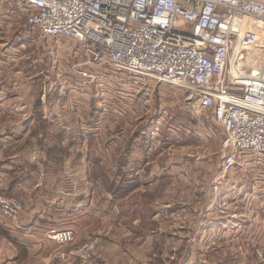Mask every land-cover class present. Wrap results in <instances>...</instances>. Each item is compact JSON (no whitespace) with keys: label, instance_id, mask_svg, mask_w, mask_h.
Returning <instances> with one entry per match:
<instances>
[{"label":"built area","instance_id":"2783aa9c","mask_svg":"<svg viewBox=\"0 0 264 264\" xmlns=\"http://www.w3.org/2000/svg\"><path fill=\"white\" fill-rule=\"evenodd\" d=\"M15 30L19 31L16 35ZM2 36L6 38L0 42V58L5 63L0 77L9 79L11 63L45 40L56 53L54 60L62 59L57 55L62 47L70 51L66 58H79L84 67L82 76L89 77L90 85L97 76L88 69L109 67L115 75H125L127 85L132 82L136 88L147 81L173 86L183 92L186 107L210 111L212 122L223 132L222 163L213 194L234 170H256L261 165L264 0H0ZM76 86L70 82L58 87L43 84L42 115L46 113L52 122L62 114L60 101L49 99L56 90L96 102L101 112L105 111L104 100L111 103L112 97L107 99V95L99 99L91 96L85 82H76ZM66 109L64 105L63 112ZM17 112L11 97L0 90V136L5 134L2 122ZM83 119L82 132L98 130L95 124L103 120ZM61 128L62 132H72L69 122ZM245 155H251V161ZM258 178L255 175L254 180ZM3 186L0 177V217L15 222L23 207L4 195ZM45 238L61 249L56 258L62 263L96 264L99 259L98 241L89 239L75 245L71 229H50ZM252 251L255 263L264 264V241L256 243Z\"/></svg>","mask_w":264,"mask_h":264},{"label":"rangeland","instance_id":"374dc122","mask_svg":"<svg viewBox=\"0 0 264 264\" xmlns=\"http://www.w3.org/2000/svg\"><path fill=\"white\" fill-rule=\"evenodd\" d=\"M18 32V30H15L14 35L18 34ZM3 38L6 37L2 36L0 42H2ZM38 48H28L22 52L23 57L19 56L18 61L11 63V70L8 72L9 79H6V76L0 77V90L11 97L12 102L18 109L16 115L13 116L12 119L6 121V123L10 122V126L14 124L24 127L23 120H27L29 116H31V112L37 110L36 113H39L41 111L37 103L40 102V98L42 97L41 88L43 84L48 85L51 83L54 87H58L62 82H66L67 85L70 82L71 85L75 84V86L76 82H85L86 85L90 87L91 96H95L99 99L100 95L104 97L107 95V99L111 97L112 99L110 100L111 103L104 100V109L106 112H101L99 109H96V102L90 107L86 103L84 112L82 102L81 109L75 114L76 117L79 116L80 119L77 117L71 120L69 119L70 116L68 117L69 114L67 115L68 111L71 109L67 108L63 112V108L64 105L69 104L70 101H73L76 97L70 96V92L61 94L56 89L51 90H56L54 93L58 94V98L55 97L54 100L60 101L59 107L62 114H59L57 119L53 118L52 122L46 113L42 115L43 120L41 117L37 119L38 115L32 118L33 121L28 119L27 122L31 124L30 127L38 129V131L35 135L32 134L27 136L23 134L27 131L26 129L22 130L19 136L12 135L11 138L17 141V145L14 148L15 152L24 150L25 152L21 153H24L23 155H25L27 159L35 163L43 162L47 160L45 155L46 147L56 145L59 143L58 139H60L61 142L56 145V147L67 149V153L60 156L64 162L67 160H70V162H72V160L83 161V158L89 161V168H87V172L90 174L91 178L89 179V183L93 188L97 189H95V191L111 192L119 187L120 196L122 191L123 194H128L133 190H138L135 192L137 194L134 193L129 199L125 200V207L128 209L136 208V211L133 212L131 216H143L142 218L145 223L141 230L144 232L150 228L154 230L157 229V226L155 227L153 223L149 222L150 215L153 213V208L156 210L168 204V200H165L166 197L171 199L176 198L179 201L180 195L182 196L181 192H188L190 198L187 200V205L189 208L194 209L198 207L194 197H196L198 193H203L208 199L204 198V200L199 201L200 208L219 210L221 212L219 217L222 220L224 219V221H222V224L219 222L220 224L218 223V226L221 228L223 226L225 228L219 231V240L216 238V244L212 243L211 245L209 242L204 245L202 249L200 248L197 250V248L194 247L188 249V251H192V253L197 251L201 252L194 258V261H198V264H256L251 256V246L253 248V246L260 241L258 236H256L257 234H255L258 229L253 232L258 228V224L252 219L256 218L254 217L255 214L252 215V217L248 215V221L243 223H240L242 221H233L232 219L234 217H232V215L242 214L243 210L247 207H251L254 213L260 208V205L257 202H253L251 206H247V204L245 205L246 200H244V198L224 200L221 202L220 199L222 197L219 193L220 189L216 194L212 193L213 184L218 180L220 175L223 132L212 122L210 111H201L186 107L183 102V92L173 86H158L152 84L154 89H147L143 87L135 88L132 82L127 85L129 79L125 75H115L111 72L109 67L98 69L99 71L88 69L89 74L97 76V80L95 81L96 84L94 82L90 85L89 77L82 76L84 67L80 65L81 60L79 58L76 60L73 56L66 58V52L70 51H67L65 47H62L63 49L60 50V52L63 50L61 54L60 52L57 54L62 58L59 60H54L55 57L53 55H56V53L50 50L51 45L47 44L45 40L40 41V46ZM4 63L5 62L1 61L0 58V70L4 69ZM72 72L74 74H72ZM120 83H124L125 87L120 88ZM142 84L147 85L149 83L144 81V83L142 82L140 85ZM127 87L129 91L132 90L137 93L134 95L140 99L138 100V104H136V100L134 101L129 97ZM47 89L50 90V88ZM148 91L150 92L149 96H147L149 93ZM54 93L51 92V94ZM23 112L26 113V115ZM86 117H95L98 121L103 119L99 122L97 120L93 122H98L95 125H97L98 130H100V128L104 129V134H98L91 140L90 152L69 151L68 148L64 147L71 141V139H69L70 136L76 134L78 131L82 132L81 128L85 120L83 118ZM122 118L125 119V122H128L125 126L128 128L127 130H138L139 128H144L146 130V126L150 125V129L152 130L151 133L155 135L152 144L149 145L150 150L140 153L142 159L137 162H132L134 165L130 166L132 168L136 164L142 165V161L146 159L150 160L149 167L156 166L154 176L156 180L150 183V185H148L149 187L144 185L145 188H143L142 184L135 180V184L126 185V182H124L123 186L126 187V189H124L122 188V184L118 182L120 179L118 176L121 174L122 169L120 166L122 161L125 162L126 158L122 157V153H119L118 144L115 139V132L122 126ZM43 121L47 123L42 124L41 122ZM65 121L71 124L72 132H62L61 127L67 125ZM90 121L91 120L87 121V126H90ZM106 122H108L106 126L103 125V123ZM1 126L4 127V125ZM49 128L53 130V133H50ZM75 128H77V130ZM92 130L94 131L93 133L97 131H95L94 128ZM110 137H113L110 142L111 144H109L112 150L106 147L108 145L107 142L104 144L106 139ZM127 158L132 161V157ZM68 167L69 166H63L64 169ZM129 168H125L126 171ZM64 169L60 170L61 175ZM71 169L72 168H70V170ZM82 169H85L84 164L82 165ZM58 170L59 166L56 167L55 173H58ZM33 174L39 176L40 172L34 169ZM2 181L5 185L3 178ZM117 182L121 185L118 186ZM229 196L232 195L229 194ZM212 197L213 200H211ZM110 200L111 199H108V204L112 207L114 201ZM178 201L176 205H179L177 204ZM184 201L185 200H182V202ZM138 210L140 212H137ZM224 212H227L226 214L229 215H225ZM239 218L244 220L243 216H239ZM236 222H238L239 225L250 226L249 229L252 231L248 230L246 227H242L244 230L237 233L234 230L236 229L234 225H238ZM210 223L211 222H209V224ZM248 235H252L249 236L250 238L247 240L248 244L242 243L243 238H248ZM255 236L256 238H254ZM251 239L253 242L250 243ZM263 241L264 240L261 242ZM159 242L155 244V251L165 257L166 253H170V249L167 246L168 243H165L163 246L162 243L160 244ZM59 250L61 249L58 247L56 253ZM247 253L248 256H246ZM241 254L246 256L245 260H242L240 257ZM156 264L172 263H167L165 260V262H158Z\"/></svg>","mask_w":264,"mask_h":264},{"label":"crops","instance_id":"0c3cea01","mask_svg":"<svg viewBox=\"0 0 264 264\" xmlns=\"http://www.w3.org/2000/svg\"><path fill=\"white\" fill-rule=\"evenodd\" d=\"M124 85V83H120L119 87L124 88ZM142 87L154 89L151 83L138 86V88ZM128 93L134 95L136 92L129 91ZM149 94L150 92L147 96ZM55 97L58 98L57 93L50 95L49 99L54 100ZM132 99L137 101L136 104L140 100L135 95ZM82 102L84 112L86 103L89 107L94 105V102L82 101L81 97H77L67 104V108L71 109L67 115L77 118L75 114L81 109ZM37 104L41 108L40 102ZM36 112L37 110L31 112L32 114L28 118L31 119L30 121H33L32 118L35 115H38L37 119H40V117L42 119L41 111ZM24 114L26 115V113ZM27 120H23L24 127L14 124L10 126V122H2V125L6 126L5 134L0 136V177L3 178L5 183V185L3 184V190L5 195L13 197L22 205L23 211L15 222L0 217V264H64L56 258L58 246L45 238V233L48 230L63 228L73 231L75 245L89 239L98 241L100 255L96 264H156L165 262V260L167 263L172 264H198V261H194V258L201 252L197 250L202 249L209 242L211 245L214 244L216 238L218 239L219 231L224 230L225 227L218 226L219 222L222 224V221H224L219 217V214L221 215L219 210L200 208L199 201L204 200V198L208 199L205 194L198 193L194 197L198 207L191 209L187 205V200L190 198L189 193L181 192L182 196L180 195L179 201L176 198L166 197L165 200H168L166 206L156 210L153 208L149 222L153 223L155 227L157 226V229L150 228L144 232L141 230L145 223L143 216H131L136 208L128 209L125 207V200L129 199L138 190H133L128 194L122 193L120 196L119 187L115 189L116 193H113V191H95L96 188H93L89 183L87 172L89 161L85 158H83V161L72 160L70 162V160H67L64 162L63 160L55 163L47 161L45 164L42 161L35 163L27 159L23 155L24 153H21L25 152L24 150L15 152L14 148L17 141L11 138L12 135L19 136L22 130L26 129L27 131L23 134L27 136L38 131V129L30 127L31 124ZM121 120L122 126L115 132L118 151L123 154L122 157H132V161L129 158H125V162L122 161L118 182L123 186L124 182L127 185L135 184L137 181L142 184L143 188H145L144 185L149 187L148 185L156 180L154 177L156 166L149 167V159L142 161V165L136 164V167L132 168L130 166L134 165L132 162L142 159L140 153L150 150L149 145L152 144L155 135L151 133L150 125L146 126V130L139 128L138 130L131 129L129 131L125 127L128 122H125L124 118ZM41 123L46 124L47 122L43 121ZM107 123H103V125L106 126ZM75 129L77 130V128ZM93 132V130L78 131L69 137L71 141L64 148H68L69 151L90 152L91 140L98 134L103 135L104 129L100 128L96 133ZM50 133H53L52 129H50ZM112 139L113 137H110L104 143L107 142L106 147L110 150H112V147L109 144H111ZM245 158L249 160L252 156L245 155ZM83 164L85 169H82ZM58 166L59 175L57 172L55 173ZM63 166L69 167L64 169ZM70 168L72 169L70 170ZM125 168L129 169L126 171ZM34 169L40 172L39 176L33 174ZM62 169H64V172L61 175L60 170ZM255 175L259 177L258 181L254 180ZM118 182L117 185L120 186L121 184ZM122 188L126 189L125 186ZM138 193L142 194L141 192ZM219 193L222 197L221 202L244 198L247 206H251L253 202L260 205V208L257 211L255 209L256 212L254 213L251 207H247L242 214L232 215L234 217L232 220L242 221L240 223L247 222L248 217L255 214L254 217L256 218L252 219L258 224V228L253 232L258 229L255 234L258 236L259 242L264 240V158L256 170L251 167L249 169L234 170L225 183L221 185ZM229 194L232 196H229ZM108 199L114 201L112 207L108 204ZM182 200L185 201L182 202ZM211 200H213V197ZM177 201L179 205H176ZM226 213L224 212L225 215H229ZM239 216H243L244 220ZM209 222L211 223L209 224ZM236 223L238 225H234V228H236L234 230L237 233L244 230L242 227L252 231L249 229L250 226ZM249 236L252 235L243 238L242 243L248 244ZM157 242L162 243L163 246L168 243L170 253H166L165 257L157 253L155 251ZM251 242H253L252 239ZM193 247L197 248V252L188 251ZM246 256H248V253ZM246 256L240 255L242 260H245ZM251 256L254 259L253 251ZM69 264L80 263L73 261Z\"/></svg>","mask_w":264,"mask_h":264},{"label":"trees","instance_id":"16d2710c","mask_svg":"<svg viewBox=\"0 0 264 264\" xmlns=\"http://www.w3.org/2000/svg\"><path fill=\"white\" fill-rule=\"evenodd\" d=\"M36 133H33V135H35ZM58 142L59 143H57L56 145H58V144H60V142H61V140L60 139H58ZM56 145H54V146H47L46 147V159L47 160H45V161H43V163H47V161H53L54 163L56 162V161H63V159L60 157L62 154H66L67 153V150H65V149H63L62 147L61 148H58V147H56ZM89 168V167H88ZM88 177H89V179H91L90 178V174L88 173ZM112 192V191H111ZM113 193H116V191H113ZM122 193H123V191H122ZM5 195V194H4ZM6 196H8V195H6Z\"/></svg>","mask_w":264,"mask_h":264}]
</instances>
